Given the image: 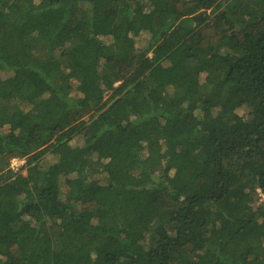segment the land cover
<instances>
[{
    "label": "trees",
    "instance_id": "1",
    "mask_svg": "<svg viewBox=\"0 0 264 264\" xmlns=\"http://www.w3.org/2000/svg\"><path fill=\"white\" fill-rule=\"evenodd\" d=\"M259 195L264 0H0V264H264Z\"/></svg>",
    "mask_w": 264,
    "mask_h": 264
},
{
    "label": "rangeland",
    "instance_id": "2",
    "mask_svg": "<svg viewBox=\"0 0 264 264\" xmlns=\"http://www.w3.org/2000/svg\"><path fill=\"white\" fill-rule=\"evenodd\" d=\"M240 114H243V111H240L239 112ZM12 164V166H11V170L14 172V173H18V172H21V174H23V175H25V170H22L21 171V169H23V166H24V161L23 160H14V161H12L11 162ZM258 201H260V202H264V196L263 195H259L258 196Z\"/></svg>",
    "mask_w": 264,
    "mask_h": 264
}]
</instances>
